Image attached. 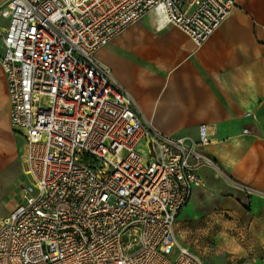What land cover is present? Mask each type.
<instances>
[{
	"label": "built area",
	"instance_id": "2783aa9c",
	"mask_svg": "<svg viewBox=\"0 0 264 264\" xmlns=\"http://www.w3.org/2000/svg\"><path fill=\"white\" fill-rule=\"evenodd\" d=\"M236 0H8L1 66L22 138L13 209L0 217V264H204L175 223L217 167L199 137L146 125L98 50L162 7L168 24L208 39ZM230 186L264 192L221 171Z\"/></svg>",
	"mask_w": 264,
	"mask_h": 264
},
{
	"label": "crops",
	"instance_id": "0c3cea01",
	"mask_svg": "<svg viewBox=\"0 0 264 264\" xmlns=\"http://www.w3.org/2000/svg\"><path fill=\"white\" fill-rule=\"evenodd\" d=\"M7 1L0 0V7ZM98 54L106 57L114 77L132 95L146 125L163 134L195 139L200 125L208 128L211 142L202 150L206 147L203 151L217 168L199 170L202 182L193 187L178 218L189 209L197 191L208 194L213 170L228 187L232 186L221 171L264 192V0H236L228 17L202 43L151 10ZM4 120L14 131L6 75L0 63V122ZM23 147V140L22 146L15 142L10 163L2 159L5 156L0 150V172L12 170L13 181L21 175ZM203 168L209 173L203 174Z\"/></svg>",
	"mask_w": 264,
	"mask_h": 264
},
{
	"label": "rangeland",
	"instance_id": "374dc122",
	"mask_svg": "<svg viewBox=\"0 0 264 264\" xmlns=\"http://www.w3.org/2000/svg\"><path fill=\"white\" fill-rule=\"evenodd\" d=\"M96 56L109 66L104 55L97 52ZM15 135L6 120L0 122V150L5 156L2 159L9 163L13 161L9 154L14 151L15 142L22 146L21 137ZM203 150L207 151L206 147ZM209 171L202 169L203 174ZM13 174L10 169L0 172V217L17 201L13 194L21 184L20 176L13 181ZM211 179L208 194L197 191L189 209L177 219V239L200 256L204 264H264V195L254 198L228 187L214 170Z\"/></svg>",
	"mask_w": 264,
	"mask_h": 264
},
{
	"label": "bare ground",
	"instance_id": "6f19581e",
	"mask_svg": "<svg viewBox=\"0 0 264 264\" xmlns=\"http://www.w3.org/2000/svg\"><path fill=\"white\" fill-rule=\"evenodd\" d=\"M155 12L158 14L160 19L166 20L165 11H164V9L162 7H158L157 9H155Z\"/></svg>",
	"mask_w": 264,
	"mask_h": 264
}]
</instances>
